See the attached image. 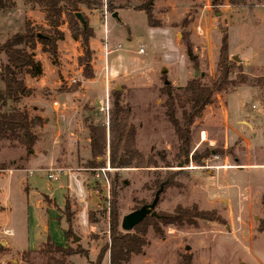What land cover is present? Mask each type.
Listing matches in <instances>:
<instances>
[{
	"label": "rangeland",
	"instance_id": "1",
	"mask_svg": "<svg viewBox=\"0 0 264 264\" xmlns=\"http://www.w3.org/2000/svg\"><path fill=\"white\" fill-rule=\"evenodd\" d=\"M85 1L89 7L79 4L77 9L93 34L96 33V36H93L94 49L90 59L93 78L83 77V67L78 64V58L82 54L80 42L78 45L72 42L61 45L63 39L59 40L57 44L60 45V51L55 58L43 53L41 46L37 44L33 54L35 60L41 64V74L36 77L22 74L19 78L23 79L26 87L31 88V93H35L34 86H48L40 89L46 88L48 94L41 92L40 102L37 103L39 105L34 108L22 106L21 100L14 104L9 103V109L15 107L25 110L30 117L35 116V111H38L50 122L52 119L54 127H38L36 134L57 135L61 126H58L55 120L60 109L59 106L56 110L52 109V91L57 92L63 86H94V90L90 89L93 91H87V96L79 97L70 106L68 132L59 134L55 148L51 144L52 140L47 138L42 145H38V154L42 153L43 157L49 158L50 163L47 165L32 166L31 157L24 148L16 143L0 140V166L5 165L11 171L13 168L22 167L26 172L27 169L33 172L28 176L27 173L16 171L12 175L6 173V176L0 178V208H3L0 209V238L9 243L12 251L17 252L0 256V264H23L21 252L34 246L40 249L47 237L56 245L79 247L87 251L86 257L66 258L68 264H93L100 247L108 242V208L116 170L110 168L107 173L108 184L104 179H94L92 172L84 171L89 168L88 163L91 161L85 134L80 133L74 149H69L70 144L66 137L71 132L78 133L74 125H79L81 113L86 117L96 114V120H99L97 123L104 121V109L107 107L108 112L111 110L113 93L119 94L121 105L130 110L129 123L136 129L137 150L144 157H155L158 166L117 171L115 200L119 210V222L123 216L151 203L155 193L156 175L160 174L162 178L166 172H181L172 179L173 184L181 187L169 186L163 191L155 208L157 218L173 214L176 207L189 209L196 206L199 211L213 213L214 218L218 219L198 220L194 228L162 227L160 236L148 229V247L139 256H133L129 264H178L182 255H190L193 264H256L251 257L252 252L264 264V196L260 203H257V206H261L259 211L225 219L221 212L225 210L226 204L212 201L213 192L209 188L212 177L207 174L215 169L218 161L214 160L210 153L206 159L209 161L204 160L203 167L191 162L178 167L182 164L181 159L178 161L175 158L178 142L164 114L165 97L160 94L165 81L177 91L192 79L202 78V82H207L208 78L213 79L221 38L220 30L227 28L228 54L234 63L230 79H235L236 74L241 72L248 82L237 87L240 88V93L248 86L255 87L253 98L247 101L248 107L255 105L264 109V84L261 81L264 78V8L258 5L262 1L257 3L256 0H247L246 6L242 8H230L223 3L213 9L212 0H153L150 20L143 11L138 10V7L148 3V0H112L114 9L111 12L106 9L107 0ZM13 2V9L0 12V45L13 34L23 32L26 22L39 34L52 33L38 7H31L22 0ZM114 13L116 18L112 16ZM216 13L220 15L216 16ZM58 31L63 37L70 38L64 16ZM105 45L108 53L106 56ZM187 46L192 48V53L198 61L197 66L188 60ZM233 58L238 61L232 60ZM240 61L249 66L251 63L258 65L255 68L242 69ZM5 63L6 57L0 53V64ZM52 86L54 88H51ZM94 100H98L96 105L93 104ZM176 117L179 118V113ZM83 125L86 128L84 123ZM36 148L37 144L33 152ZM205 149L211 150L203 146L196 151L201 153ZM212 150L216 155L222 156L232 154L233 148L214 147ZM108 159L107 147L100 161L104 160L107 164ZM166 164H169L170 168L167 169ZM51 165L53 168L66 169L65 175H60L56 183H51L46 178V170ZM191 172H197V175ZM69 174L75 176L76 182L68 179ZM22 180L27 182L24 186ZM69 183L73 184V192L77 197L89 200L90 203L95 202V206H89L95 226L89 233L71 231L72 237L66 239L62 233V230L67 228L64 202L69 201L73 214L76 215L79 211L73 198L69 197L68 189L64 187ZM80 187L82 193L79 191ZM49 189L56 199L46 195ZM60 190H63L62 194L59 193ZM24 192L28 193V198ZM35 201L38 204L37 211ZM246 205L243 204L244 208ZM49 209L51 214L47 230L42 232L44 221L40 217L36 221L35 217H45ZM54 211L61 215L63 229L58 226ZM72 220H75V217ZM86 221L90 223L89 219ZM4 230L12 231L13 236L2 235ZM73 236L78 239L73 241ZM3 248L6 249L4 246ZM29 259L33 261L32 264L43 262V258L35 254ZM101 264H108V255Z\"/></svg>",
	"mask_w": 264,
	"mask_h": 264
},
{
	"label": "trees",
	"instance_id": "2",
	"mask_svg": "<svg viewBox=\"0 0 264 264\" xmlns=\"http://www.w3.org/2000/svg\"><path fill=\"white\" fill-rule=\"evenodd\" d=\"M22 1L31 5V7H38L43 12L45 21L52 33L50 35L39 34L34 31L29 22H26L23 32L13 34L0 45V53L6 57V63L0 64V82L2 83L0 89V140L16 143L30 155L38 140L35 130L43 125V120L38 116L30 117L25 110L15 107L8 108L9 103H17L21 98L28 97L31 94L30 89L25 86L23 79L19 76L25 74L36 77L41 74V64L35 60L33 54L37 44L41 46L43 53L52 58L56 57L57 42L63 39V34L58 31V27L64 16L70 38L73 41L80 42L81 45L82 54L78 58V64L83 67V77L92 79L93 71L90 66L92 50L89 41L93 38V31L86 21V27L83 28L75 17L79 4L89 7L88 2L85 0ZM152 1L148 0V3L146 2L138 7V10L143 11L148 20L151 18ZM224 1L212 0L211 5L213 9H216ZM226 1L230 8L245 7L247 2V0ZM14 7L13 0H0V12L10 11ZM106 9L109 12L114 9L112 0H107ZM220 33L221 38L217 50L215 77L213 79L208 78L207 82H202V78L192 79L177 91H174L173 87L167 84L160 90V94L165 97L163 103L165 117L178 142V151L175 158L178 161L181 159L182 165H188L191 162L198 167L204 166L203 161L208 158L210 151L205 149L201 153L197 151L191 153V126L202 115L206 107L216 102V95L231 93L237 87L248 82V79L241 72L236 74L235 79H230L234 63H232L228 54L227 28L220 30ZM186 56L193 65H198L197 58L193 55L192 48L189 46L186 47ZM261 81L264 84V78ZM112 98L111 110L108 112V117L105 120L103 119L104 121L101 120L97 123L96 121L99 120H96V114H94L95 116H85L83 118L89 139L91 156V161L88 163L89 168H105L106 162L104 160L100 161V159L105 155L107 147L109 151V168L115 169L116 173L126 169L157 168L155 157H144L136 148V129L129 123V108L121 105L119 94L113 93ZM177 113H179V118L176 117ZM165 167L170 168L169 164H166ZM0 169L10 168L2 165ZM14 169L19 170L21 168L16 167ZM116 173L112 181L111 201L108 208V242L100 247L93 264H101L107 255L108 264H129L133 256H139L148 247V229H151L155 235L160 236L162 227L181 229L188 226L194 228L197 226L198 220H218L214 218L213 213L199 211L196 206L189 209L176 207L173 214L169 216L163 218L148 216L132 231H122L120 228L121 222H119V210L115 200V186L118 178ZM180 174L181 172H166L162 178L160 174H157L154 183L155 193L161 184H163L161 194L169 186L180 188L181 186L172 183V179ZM64 215L68 228L63 234L66 239H69L72 237V213L67 202L64 205ZM88 219L90 223L95 222L92 212L88 213ZM6 253L7 250L0 246V256ZM34 254L43 258L42 264H68L66 258L73 256L86 257L87 251L79 247L71 248L56 245L47 237L40 249L21 252L22 263L32 264L33 261L29 257ZM178 264H193L192 257L182 255Z\"/></svg>",
	"mask_w": 264,
	"mask_h": 264
},
{
	"label": "crops",
	"instance_id": "3",
	"mask_svg": "<svg viewBox=\"0 0 264 264\" xmlns=\"http://www.w3.org/2000/svg\"><path fill=\"white\" fill-rule=\"evenodd\" d=\"M261 1L256 0L257 3L261 2V4L258 5H261L264 8V2L263 0ZM224 4L229 7L226 0L224 1ZM94 34L96 36V33ZM94 38L90 39L89 41L91 50L94 49L92 46ZM70 42L74 43V45H78V41H73L68 36L63 37L61 45L68 44ZM58 51H60V45L58 46L57 44V52ZM257 65L258 63H251V65L249 66L240 61V66L242 67V69L246 67L255 68L257 67ZM42 87L48 86H34L35 93L32 92L28 97H23L22 99H20L21 103H23L22 106H26L27 108H34L36 106L38 107L39 104L37 103L40 102L41 92L44 94H48L46 88L40 90L42 89ZM93 87L94 86H63V88L57 92L52 91V98H54V101L52 102V109L56 110L58 106L60 109L59 113L56 114L55 120V123L58 126H61V128H58L59 130L57 132H68V128L70 125L68 124V115H70L69 111L71 110L70 106H72L73 102L76 101V99H78L79 97L87 96V91H93ZM27 88L31 90L29 86H27ZM51 88H54V86H52ZM239 89L240 88H237L236 90L228 94L216 95V102L213 105L206 107L204 109L203 115H201L190 128L191 151L193 152L201 149L203 146H206L211 149L210 153L212 158L218 161L215 164V169L212 170V172H207V174L208 176L212 177L209 187L211 192H213L212 201L224 202L226 204L225 210L221 212L222 216L225 219H233L235 216H244V214L251 215L253 211H259L261 209V206L260 204L257 206V203H260V199L262 198V196H264V109H259L255 105H251V107H248L247 105V101L253 98L255 87L248 86L241 93ZM232 97H234L233 100H231ZM97 102L98 100H94L93 104L96 105ZM53 103H56L57 107L54 106ZM81 115L82 118L80 119L81 121L79 123L80 126L78 125V123H75L74 125V128H77L78 133L71 132L66 137V139L69 140V149H74L75 141L78 139L80 133L85 134V143L89 148L88 132L83 125V118L85 116L82 113ZM35 116H38L43 120V129L47 126L54 127L52 119L50 122L49 120H47L48 118L44 117L40 112L35 111ZM59 134L55 135L54 133H50L49 135L41 133L40 136L39 134H36L38 138L36 143L37 148L36 150H34V152L32 151L30 153L32 166H42L50 163L49 158L43 157L42 153L38 154V145H42L44 140L47 138L52 140L51 144H53V147L55 148L54 145L57 143L56 138H58ZM214 147H219L220 149L233 148V151L232 154L222 156L216 155L214 150H212V148ZM47 148H49V143L47 144ZM88 152L90 154V150H88ZM35 161H37L38 163H35ZM207 161L209 160H206L205 162ZM53 164H55V162ZM19 168L21 169L16 170L13 168L12 171L11 169H0V172H5L4 174H0V178L6 176V173L12 175L16 171L27 173L28 176L33 173L28 169L26 172L24 168ZM49 168H53V166L51 165L49 166ZM54 168L64 169L66 171V169L62 167ZM35 172H38V170H35ZM191 173L193 175H197V172ZM63 175H65V172ZM69 175L70 176L68 179H72V182H74L76 180L75 176L72 174ZM21 183L22 186H24V184L27 182L26 180H22ZM64 187L68 189L69 197L73 198L74 203H76L79 207V211L75 215L71 210L69 201L66 200L64 202V205L66 202L70 205L72 219L75 217V220L71 221V231L73 233H89V231H93L95 225L93 223H88V221L86 220L88 219V213L91 212V210H89V206H95V202L90 203L89 200L77 197L76 193L73 192L74 187L72 183H69L68 186ZM79 191L81 193L83 192L81 187L79 188ZM59 193L62 194L63 190H60ZM46 195H50L52 198L56 199L51 189H49V193ZM25 196L26 198H28V193H25ZM60 202H62V199L59 201V203ZM244 203L247 204L245 208L243 206ZM35 209L36 211L38 209V204L36 201ZM54 212L57 217L58 226L61 227V222H63L62 217L57 213V211ZM50 214L51 211L49 209V212L45 217L38 215L35 217L36 221L39 219V217L44 221L42 232L47 230V223ZM67 228L64 230L66 231ZM61 229H63V227H61ZM32 230L33 229H30V231ZM64 230H62V233ZM5 231L10 230L2 231V235L4 236ZM31 233V236L33 237V232ZM11 236H13V233ZM1 243H4V247H6V250L9 251L6 254L15 253L14 251H12L9 243H7L5 240H2V238H0V245ZM36 249L37 248H35L34 246L33 248L28 250ZM15 254H17V252ZM251 257L253 258L254 262H256V264H262L253 252Z\"/></svg>",
	"mask_w": 264,
	"mask_h": 264
},
{
	"label": "water",
	"instance_id": "4",
	"mask_svg": "<svg viewBox=\"0 0 264 264\" xmlns=\"http://www.w3.org/2000/svg\"><path fill=\"white\" fill-rule=\"evenodd\" d=\"M216 16H219L220 13H216ZM113 18H116V14L114 13ZM75 17L78 21V23L85 28L86 24H85V20L84 17L82 16L81 13L77 12L75 13ZM232 60L234 61H238L236 58H233ZM165 72V70H163V73ZM195 76H197V72L195 73ZM165 85H167V81L164 82ZM178 167H182V164H179ZM163 189V184L160 185L159 189L156 191V193L154 194L153 200L151 201L150 204H145L143 206H141L139 209L134 210L133 212L125 215L122 217L121 219V223H120V228L122 231L125 232H130L134 229L135 226H137L139 223H141L146 217L151 216V217H156L155 214V207L157 205V202L159 200V196L162 192ZM78 238L73 236V241H76ZM1 246H4V243H1ZM188 249V248H186Z\"/></svg>",
	"mask_w": 264,
	"mask_h": 264
},
{
	"label": "built area",
	"instance_id": "5",
	"mask_svg": "<svg viewBox=\"0 0 264 264\" xmlns=\"http://www.w3.org/2000/svg\"><path fill=\"white\" fill-rule=\"evenodd\" d=\"M142 50L139 51V53H141ZM104 54L105 56L108 54L106 52V45H105V51H104ZM105 74L107 75L108 72H107V69L105 68ZM54 106L57 107V104L56 103H53ZM106 111V118L108 117V109L107 107H105L104 109ZM103 111V109H102ZM111 169L109 168V165H108V162L105 166V168H88V169H85L84 171H89V172H92V175H93V178L96 179V180H101V179H104L107 184H108V181H107V173L110 171ZM65 172L64 169H59V168H49L46 170V178L49 182L51 183H56L59 181V176L60 175H63ZM5 235H9L11 236L12 235V232L10 231H5L4 232Z\"/></svg>",
	"mask_w": 264,
	"mask_h": 264
}]
</instances>
